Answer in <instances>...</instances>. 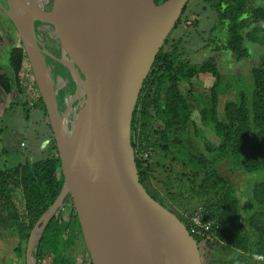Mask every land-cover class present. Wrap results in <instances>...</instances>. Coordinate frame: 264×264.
Wrapping results in <instances>:
<instances>
[{"label":"trees","instance_id":"16d2710c","mask_svg":"<svg viewBox=\"0 0 264 264\" xmlns=\"http://www.w3.org/2000/svg\"><path fill=\"white\" fill-rule=\"evenodd\" d=\"M167 1L154 3L161 10ZM197 1L202 4V14H209L213 22L206 48L212 45L214 55L192 65L180 38L169 41L168 37L164 42L142 85L130 124L139 183L171 213L177 209L188 212L193 202L202 207L201 222L207 225L199 230L200 236L193 235L187 220L177 216L199 249L210 255L205 258L207 264H245L250 259L264 264V182L254 184L250 191L254 210L243 227L236 188L218 171L226 161L244 175L264 172V0ZM199 22L193 21V25ZM18 46L21 57L9 87L18 98L4 114L16 106L26 120L30 110L41 112L39 123L52 142L46 159L0 168V235L11 232L16 237L14 255L18 264H25L30 233L59 196L63 178L45 107L19 39ZM252 47L258 48L259 58L248 73L250 93L242 91L234 100H226L220 114L219 96L227 89L222 87L225 75L217 55L227 62H239L249 58ZM193 82L208 91L209 107L191 87ZM180 84L187 85L184 93ZM5 96L0 88L1 104ZM197 120L209 124L214 139L210 144L204 136V153L198 144ZM225 251H230V257H224ZM34 256L36 264H78V258L80 264H92L70 197L47 224Z\"/></svg>","mask_w":264,"mask_h":264},{"label":"water","instance_id":"95a60500","mask_svg":"<svg viewBox=\"0 0 264 264\" xmlns=\"http://www.w3.org/2000/svg\"><path fill=\"white\" fill-rule=\"evenodd\" d=\"M188 2L168 0L159 10L154 0H58L48 17L40 0L0 3L45 107L63 178L30 233L25 264H36L39 240L68 197L92 264H202L185 225L139 183L130 136L142 85ZM37 23L57 32L60 60L39 45ZM46 60L80 89L73 103L88 92V106L74 122L59 111Z\"/></svg>","mask_w":264,"mask_h":264},{"label":"rangeland","instance_id":"374dc122","mask_svg":"<svg viewBox=\"0 0 264 264\" xmlns=\"http://www.w3.org/2000/svg\"><path fill=\"white\" fill-rule=\"evenodd\" d=\"M55 1V4L57 5L58 0ZM198 14H200V16H197ZM205 15L208 17H205ZM181 19L179 27L170 33L169 41H176L180 37L182 41L181 47L185 50V57L192 65L200 63L204 58L207 60L212 54L214 55V53L211 52L212 45L209 44V47L206 48V41L208 43V39L211 38L208 31L213 25V22L209 14H202V4L197 0H190L187 11ZM199 19L200 22L198 25H193V21L197 22ZM3 36L7 37L8 40L4 39ZM11 37H14L18 42L15 30H13L12 26L7 23L5 17L0 12V48H3V46H9V40ZM260 51L261 50H259V52ZM17 52L20 54L21 50H18ZM217 56V63L220 72L225 75L222 87L227 89L225 95L219 96L217 110L221 114L222 106L226 100H234L235 96L242 91L250 93L251 79H249L248 73L252 67L258 64L259 57L258 48L255 47L250 48L249 58L239 62L231 60L227 62L223 55L221 56L218 54ZM1 62L2 56L0 54V63ZM200 84L193 82L191 87L198 94H201L205 106L209 107L208 91L201 87ZM5 88L7 90L6 86ZM185 88H187L186 84L179 85L181 93L185 92ZM14 98H18L16 90L12 93L8 92V94L3 97L4 100L2 104H0V113L9 107V105L15 100ZM19 105H22V102H19ZM41 115L42 113L39 111L30 110L29 119L26 120L24 112L22 109L18 108V106L15 108L13 107V110L10 113L0 115V151L4 150L6 152L5 155H0V168L10 169L20 164L34 163L48 157L52 149V142L50 137L48 138L46 136L44 127L39 123ZM196 122L199 130L198 144L200 150L204 153V136L210 144L213 143L214 139L211 134H209V124H201L198 120ZM218 171L222 177L236 188V196L240 202V223L244 227L246 220L254 210L250 191L254 184L264 182V172L244 175L240 170L231 168L226 161L220 163ZM192 207L193 208L188 212H183L181 209L175 211L176 215L185 218L188 225L191 227L194 226L192 223L193 215L198 210H201L202 212V207L199 204L193 202ZM64 213H67V209H65ZM15 238L16 237L14 235L12 236L11 232L0 235V264H9V261L11 260H14L11 264H18L14 255V250L17 245V240ZM47 256L48 255L44 253V258ZM78 259L77 262L80 264L82 261H80L81 259Z\"/></svg>","mask_w":264,"mask_h":264},{"label":"bare ground","instance_id":"6f19581e","mask_svg":"<svg viewBox=\"0 0 264 264\" xmlns=\"http://www.w3.org/2000/svg\"><path fill=\"white\" fill-rule=\"evenodd\" d=\"M2 1L4 2L5 0ZM40 12L42 13L41 8H40ZM45 29L46 28L40 29V31H38V34L44 33ZM51 37L58 40L57 32L54 31ZM36 38L38 40V37ZM56 48H58L57 45ZM52 64L53 63L51 62L47 66V68H48V76L54 89L57 106L59 108L60 113L68 114V119H67L68 123H71L72 121L74 122V120L78 118L79 115L80 116L82 115L83 111L86 110L88 106V92L84 94V98H82L78 103L77 102L73 103L76 96L80 93V89H78L77 91L76 89L72 90L68 80L62 79L60 75V71L54 68Z\"/></svg>","mask_w":264,"mask_h":264},{"label":"flooded vegetation","instance_id":"af4514ba","mask_svg":"<svg viewBox=\"0 0 264 264\" xmlns=\"http://www.w3.org/2000/svg\"><path fill=\"white\" fill-rule=\"evenodd\" d=\"M55 0H40V3H39V9L41 8L42 10V13L44 14V16L48 17L50 15L53 14L54 10H55V7H56V4H55ZM0 3L4 5V2L2 0H0ZM1 12V11H0ZM2 13V12H1ZM2 15L4 16V14L2 13ZM12 26V25H11ZM13 28V27H12ZM42 28H46L44 30V33H40L38 34V31H40V29ZM13 30H15L13 28ZM34 30H35V33H36V37H38V43L39 45L41 46L42 49L46 50L49 54H51L56 60H60V49H59V41L54 39L53 37H51V35L54 33V29L50 26H47V25H44V24H35L34 25ZM16 33V31H15ZM17 34V33H16ZM56 45L58 48H56ZM19 49V48H17ZM53 64L52 66L54 68H56L58 71H60V75L62 77V79L64 80H68L67 79V75L65 73V70L62 68V66H60L59 64H57L56 62L54 61H51ZM49 60H46V63L47 65H49L51 63ZM69 82V80H68ZM71 88H72V84L69 82ZM73 90V89H72ZM67 200V199H66ZM65 200V201H66ZM177 216V215H176ZM178 217V216H177ZM198 246V245H197ZM198 249H199V246H198ZM199 252H200V257H201V263L202 264H207L205 258L210 256L208 253L205 254L203 251H201L199 249ZM230 252V251H229ZM225 251L224 252V257H230V253ZM241 256V255H240ZM35 257V256H34ZM243 257V256H242ZM247 258V257H246ZM249 259V257L247 258ZM257 264L258 261H252L251 259L246 262L245 264Z\"/></svg>","mask_w":264,"mask_h":264},{"label":"crops","instance_id":"0c3cea01","mask_svg":"<svg viewBox=\"0 0 264 264\" xmlns=\"http://www.w3.org/2000/svg\"><path fill=\"white\" fill-rule=\"evenodd\" d=\"M3 28H4V25H3ZM179 32H180V30H179ZM180 35H181V32H180ZM4 39L8 40L7 37H4ZM9 41H10L9 46H7V47L3 46V48H0V54L2 56V62L0 63V88H1L2 92L6 95L8 94V92L9 93L13 92V91L9 90L10 78L14 74L13 72L15 71V67L18 66V59L21 57V53L18 54V52H17L19 50L17 48H20L18 46L17 40H15L14 37H11ZM5 86L7 87V90H6ZM0 101H1V98H0ZM0 104H1V102H0ZM18 108H20V107H18ZM4 112H5V110L2 111L0 113V115H3Z\"/></svg>","mask_w":264,"mask_h":264},{"label":"built area","instance_id":"2783aa9c","mask_svg":"<svg viewBox=\"0 0 264 264\" xmlns=\"http://www.w3.org/2000/svg\"><path fill=\"white\" fill-rule=\"evenodd\" d=\"M201 210H198L192 217L193 227H191V233L195 236H200V229H204L206 227V223L201 222ZM189 232V231H188ZM190 234V233H189Z\"/></svg>","mask_w":264,"mask_h":264}]
</instances>
